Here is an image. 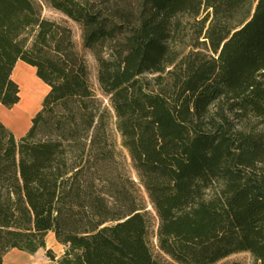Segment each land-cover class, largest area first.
I'll use <instances>...</instances> for the list:
<instances>
[{
  "label": "trees",
  "instance_id": "trees-1",
  "mask_svg": "<svg viewBox=\"0 0 264 264\" xmlns=\"http://www.w3.org/2000/svg\"><path fill=\"white\" fill-rule=\"evenodd\" d=\"M42 3L61 18L0 0V106L19 102L17 62L47 88L24 135L0 122V264L11 250L55 264H264V134L244 129L264 125V0ZM144 198L186 222L159 225L154 254L120 232Z\"/></svg>",
  "mask_w": 264,
  "mask_h": 264
},
{
  "label": "rangeland",
  "instance_id": "rangeland-1",
  "mask_svg": "<svg viewBox=\"0 0 264 264\" xmlns=\"http://www.w3.org/2000/svg\"><path fill=\"white\" fill-rule=\"evenodd\" d=\"M36 1L42 7L41 8V19L42 20H45V21L46 20L47 21H54L55 20L56 21V20H59L61 18L60 14L48 9L42 3V0H36ZM130 1H132V3H133V2H136L137 0H130ZM67 25L72 31L74 42L76 43L77 46H79L80 45V39H79V31H78L77 26L72 22H68ZM19 63L24 65L27 68L25 70L19 68L17 70L14 78H12V80L19 87L20 76L22 75L23 77H27V79H28L27 83L31 87L34 86L36 88V91L38 90V95H39L38 101H39V103L34 109L29 111V113H27L26 115L22 111L23 106L19 107L20 98H19V102L16 105H14L11 109H6V108L4 109L6 112V117L5 118L3 117V119H4L3 121L5 123V126L17 138L24 135L25 132L30 127L31 119L35 115V113L39 111L42 98L44 97V95L47 92V88L35 76L34 69L25 65L22 62H19ZM88 65H89V69H90V73H91V83L93 85L95 92L97 94H99L97 87H96L95 80H94L95 63L91 58H88ZM19 110L21 111L22 118L25 117V124L21 129H18V127L16 125H13V123L11 122V118ZM244 129L246 132H249V133H254V134L263 133L264 134V125H260L256 121H250L247 125L244 126ZM117 144L119 145L118 136H117ZM129 171H130L131 176L133 178H135L134 172L130 169H129ZM141 193L143 194V191H141ZM144 199H145V205H146L144 212L141 214H138L136 216L131 217L129 222L124 223L123 226L120 228V232H121V235L125 236L126 238L130 237L132 234L139 235L143 240L144 250H147L148 253L154 254V253H157V248H156V241H155V239L152 238V232L154 234L157 227L162 224L164 227L167 228L168 231H171L173 233H180L182 228H184L186 222L182 218L183 214H178V215H175L176 217H174L172 214L169 215L167 213H162L161 216H158L157 213L155 211H153V208L149 205L148 200L146 198H144ZM204 201H205V203H207V202L209 203L211 201V193H208V192L205 193ZM197 203L199 204V206H204V205H202V202L199 200L197 201ZM195 208H197V207H193V209H195ZM49 234H52V233H49ZM49 234H47V236ZM47 236L45 237V248H46V245L50 243V240H49V238H47ZM53 238H54V236H53ZM54 242L55 243L52 246L53 248L49 247L48 249L51 250L53 252V254L56 256L55 251L57 250V245H55V244H58V243L55 241V238H54ZM41 262H46L45 264H51V261L47 260L44 257L41 258L40 263ZM230 262H237L239 264H250L249 257L247 255H243V254L232 256V257H230L224 261V263H230Z\"/></svg>",
  "mask_w": 264,
  "mask_h": 264
},
{
  "label": "bare ground",
  "instance_id": "bare-ground-1",
  "mask_svg": "<svg viewBox=\"0 0 264 264\" xmlns=\"http://www.w3.org/2000/svg\"><path fill=\"white\" fill-rule=\"evenodd\" d=\"M21 68V69H26L27 67H25L24 65L18 63L15 68L13 69L12 72V78H14L17 70ZM28 79L27 77H23L22 75L20 76V84H19V98H20V106L22 107V111L25 113V115L27 113H29V111H31L32 109H34L38 103H39V95H38V90L36 91V88L34 86H30L27 83ZM11 122L13 123V125H16L18 127V129H21L24 124H25V117L22 118L21 116V111H17L13 117L11 118Z\"/></svg>",
  "mask_w": 264,
  "mask_h": 264
},
{
  "label": "crops",
  "instance_id": "crops-1",
  "mask_svg": "<svg viewBox=\"0 0 264 264\" xmlns=\"http://www.w3.org/2000/svg\"><path fill=\"white\" fill-rule=\"evenodd\" d=\"M19 62L16 63V65ZM15 65V66H16ZM15 68V67H14ZM13 72V71H12ZM11 78H12V74H11ZM5 108L0 106V122L5 126L4 123V119L6 117V112L4 110ZM6 127V126H5ZM47 238H49L50 243L46 245V249H48L49 247L53 248V244L54 242V238L52 234H49L47 236ZM57 245V250L55 251L56 253V258H59L62 255L63 249L61 246ZM46 258L44 256V250H38L35 254L33 255H28L26 253L17 251V250H11L9 251L4 257H3V261L2 264H45L46 262H41V258ZM47 259V258H46ZM48 260V259H47ZM43 261V260H42ZM51 264H55L54 262H51Z\"/></svg>",
  "mask_w": 264,
  "mask_h": 264
}]
</instances>
